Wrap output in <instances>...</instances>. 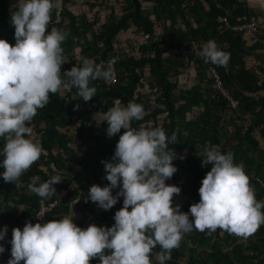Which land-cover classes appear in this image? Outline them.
<instances>
[{
  "label": "trees",
  "instance_id": "1",
  "mask_svg": "<svg viewBox=\"0 0 264 264\" xmlns=\"http://www.w3.org/2000/svg\"><path fill=\"white\" fill-rule=\"evenodd\" d=\"M108 1L111 2L83 1L89 10L105 6L109 13L104 21L99 11L93 18L85 10L75 12L72 7L76 0H61L60 7L52 12L48 29L56 27L68 33L62 42L66 62L61 66V75L79 65L83 58L105 65L116 58V82L90 81L97 94L87 102L78 96L74 86L65 88V95L61 94L62 88L49 93V102L28 122L42 153L19 178V186L0 178V229L8 226L2 241L7 252H11L14 227L22 229L26 222H40L37 212L42 203L57 201L48 213L52 220L79 209L82 214L74 221L78 226L114 224V213L123 206L122 196L109 210H98L95 202H86L85 198L91 185L109 183L102 161L112 158L119 135L125 130L108 137L107 122L103 120L118 97L124 103L134 99L145 109L144 117L134 120L133 127L159 126L166 134L176 132L177 142L169 144V148L176 153L173 163L177 171L166 183L181 188L173 198L174 205H181V211L187 212L200 199L198 189L210 170V165L202 166L201 154L206 147L213 146L221 152L233 153L234 162L244 165L256 199L264 201V149L260 143L264 140V23L254 17L248 2L119 0V13ZM148 5L152 8H147ZM14 11L16 0H0V38L13 45L15 28L10 20ZM240 14L259 21L261 27L255 36H246L223 23L226 15L234 21ZM131 27L144 37L137 52L125 46L119 49L120 34ZM209 39L230 53L226 66L205 62L198 55ZM194 44L199 45L198 50ZM255 54L260 62L249 65L248 58ZM211 67L237 100L236 107L216 87ZM191 69L193 83H181L180 76ZM222 101L224 108L219 104ZM99 115L103 116L100 122ZM74 124H77L75 136L69 130ZM75 138L80 142L78 148L71 144ZM3 143L0 139V147ZM52 175L60 176L61 181L54 185L56 192L50 197L41 198L28 190L31 177L38 176L39 183ZM160 251L159 245L152 250V264H159L155 254ZM170 255L165 264H264V224L247 238L219 227L215 231L193 228L183 235ZM90 264H98V258H92Z\"/></svg>",
  "mask_w": 264,
  "mask_h": 264
},
{
  "label": "clouds",
  "instance_id": "2",
  "mask_svg": "<svg viewBox=\"0 0 264 264\" xmlns=\"http://www.w3.org/2000/svg\"><path fill=\"white\" fill-rule=\"evenodd\" d=\"M60 5L61 0H16L10 20L15 44L0 38V139L4 141L0 178L16 186L41 156L42 146L32 138L28 122L49 102V93L74 86L87 102L97 94L90 81L107 82L114 77L111 60L105 65L89 58L61 75L66 62L62 42L68 33L48 29L52 12ZM198 55L218 66H226L230 58L214 39L205 42ZM144 115L143 105L134 101L122 106L116 100L105 112L108 137L125 131L119 135L112 158L102 161L109 183L91 185L85 199L109 210L122 196L123 206L114 213V224L93 223L84 228L74 222V212L48 222H26L22 229H12L7 264H90L92 258H98V264H152L150 255L157 245L162 251L155 258L165 264L171 250L193 228L215 231L219 227L247 238L264 224V201L256 199L244 165L234 162L233 153L215 146L201 154L202 166L210 165V170L198 189L199 201L187 212L180 210V204L174 205V195L181 188L166 181L177 171L176 153L169 148L177 142V135L175 131L166 134L159 126L133 127V121ZM39 180L31 177L28 190L47 198L56 192L54 185L61 178L52 175ZM7 231V225L0 229V241ZM4 252L0 244V254Z\"/></svg>",
  "mask_w": 264,
  "mask_h": 264
},
{
  "label": "rangeland",
  "instance_id": "3",
  "mask_svg": "<svg viewBox=\"0 0 264 264\" xmlns=\"http://www.w3.org/2000/svg\"><path fill=\"white\" fill-rule=\"evenodd\" d=\"M83 1L85 0H76V4L73 5V9L75 10V12L79 13L81 10H85L87 12H89V15L91 18L94 17V14L96 13V11H99V14L100 16L102 17L103 21L105 20V17H106V14L109 13V10L103 6L101 9L96 8L95 10H89V7L88 6H85V4H83ZM108 4H112L116 7V10L121 13V10H120V6H121V3L119 2V0H111V2L108 1ZM160 28L157 29V31L160 32ZM142 35H141V31H139L138 29H136L135 27H131L129 30L127 31H123L120 36H119V42L121 43V45L119 46V49H123L124 46L127 48V49H130V51H135L137 52V48L139 47L141 41H143L142 39ZM77 52H79L77 50ZM90 59V58H89ZM93 60V59H92ZM194 73L191 70H188V72L184 73L183 75L180 76V81L181 83H184V84H192L193 81H194ZM61 94L62 95H65L66 94V89L65 88H62L61 89ZM99 119L98 121L100 122L101 121V118L103 117L102 115H99L98 116ZM101 117V118H100ZM76 128H77V124H74L72 125L71 128H69V130L71 131L72 135L75 136L76 135ZM260 143H261V146L263 147L264 149V140H260ZM75 148H78L80 146V142L78 140H75L71 143ZM114 194H116L117 191H119V189H114ZM63 193V192H62ZM96 207L97 204H95ZM101 208L98 207V210H100ZM75 213V216H74V221L78 220L82 214V212L79 210V209H73V211ZM0 244H2V241H0ZM11 256V253L9 254H5L4 256V263L3 264H7V261L8 259L10 258ZM22 263H24V261H21Z\"/></svg>",
  "mask_w": 264,
  "mask_h": 264
},
{
  "label": "built area",
  "instance_id": "4",
  "mask_svg": "<svg viewBox=\"0 0 264 264\" xmlns=\"http://www.w3.org/2000/svg\"><path fill=\"white\" fill-rule=\"evenodd\" d=\"M223 23L228 27L231 28L235 31H240L243 32L246 36H255L259 30H260V23L259 21L254 18V17H249L245 14H240V15H236L234 21H232L230 19V17L228 15H226L225 17H223ZM263 47H264V42H263ZM194 49H199V45L198 44H194ZM112 64H113V68H114V63L116 62V58H112L111 59ZM210 73L211 75L215 78L216 81V87L229 99L230 104L233 107L237 106V100H235L225 89L221 78L218 74V72L216 71V69L214 67H211L210 69ZM110 82L114 83L116 82V73L114 72V77L110 80ZM119 100L122 106H126L127 103L129 101H134V99H130L128 100L126 103H124L123 99L121 97L115 98L114 101ZM113 101V103H114ZM57 203V201H54L50 204H45L42 203L37 214H40L42 218H39L40 222H48L51 221L52 219L49 218L48 213L52 210L53 206Z\"/></svg>",
  "mask_w": 264,
  "mask_h": 264
},
{
  "label": "crops",
  "instance_id": "5",
  "mask_svg": "<svg viewBox=\"0 0 264 264\" xmlns=\"http://www.w3.org/2000/svg\"><path fill=\"white\" fill-rule=\"evenodd\" d=\"M244 1H247L249 6L253 9V11L255 12V16L254 17H257L261 22L264 23V0H244ZM147 8H152L151 5H148ZM144 40V37L142 38ZM142 42V41H141ZM257 54H255V56H251L248 58V64L249 65H255V64H258L260 61L259 59L257 58ZM11 252H7L5 251L3 254H0V257H1V261H0V264H3L4 263V256L5 254H9Z\"/></svg>",
  "mask_w": 264,
  "mask_h": 264
},
{
  "label": "water",
  "instance_id": "6",
  "mask_svg": "<svg viewBox=\"0 0 264 264\" xmlns=\"http://www.w3.org/2000/svg\"><path fill=\"white\" fill-rule=\"evenodd\" d=\"M219 104L222 105L224 108V105H225L224 101L220 102Z\"/></svg>",
  "mask_w": 264,
  "mask_h": 264
}]
</instances>
